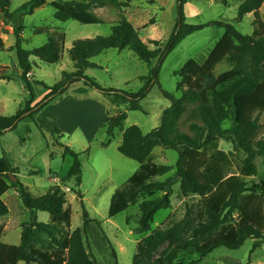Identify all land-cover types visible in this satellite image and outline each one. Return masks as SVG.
Listing matches in <instances>:
<instances>
[{
  "label": "trees",
  "instance_id": "obj_1",
  "mask_svg": "<svg viewBox=\"0 0 264 264\" xmlns=\"http://www.w3.org/2000/svg\"><path fill=\"white\" fill-rule=\"evenodd\" d=\"M131 1L128 0V3ZM232 1L241 2L238 22H242L247 15H254L256 31L253 36L243 35L234 25L222 21L189 25L184 14L187 0H179L180 20L165 47H161L160 41L151 40L156 47L151 49L135 26L123 20L112 27L108 37L75 41L69 51L75 71L63 72L61 81L53 87H46L48 93L40 103L34 105L35 99L32 98L25 109L15 116H0L2 137L17 129L20 122H35L41 111L61 99L79 82H84L86 87L77 89L75 93L78 95H87L89 89H96L118 108L126 106L127 111H143L141 101L147 98L153 81L158 82L160 67L183 41L207 27L222 28L227 32L233 40L228 52L233 70L218 77L203 62L189 60L176 73L181 97L176 98L162 91L172 105L164 112L161 126L148 134H144L138 126H132L123 133L119 151L126 158L136 161L139 169L114 193L109 218L139 206L141 217L136 232L144 236L137 244L134 264H184L183 255L194 253L204 259L222 247L239 250L248 239L255 241L253 254L264 244V182L249 184L245 180L258 175L256 159L264 156L261 125L255 116L264 114V21L260 15L264 0L221 2L229 6ZM47 4L56 10L58 21L74 20L84 25L102 22L95 9L109 6L123 9L128 6L120 0H33L11 13L12 1L0 0V13L4 15L6 24H10L17 16L33 15L35 10ZM24 30L21 22L15 29L16 44L8 50L17 52L19 78L32 94L30 75L34 64L31 58L36 57L50 65L58 64L66 49V34L58 29L51 32L48 27L37 28L34 34H49L48 42L41 48L26 50L23 47ZM111 49L131 51L148 65L159 61L158 68L152 70V78L138 93L105 90L86 76L87 70L95 66L91 60ZM5 50V42L0 38V51ZM210 59L211 65L216 58ZM2 80L11 81L13 77L0 75ZM127 111H119L108 119L105 146L111 144L117 130L123 129L128 119ZM184 122L188 123L189 132L181 129ZM227 123H231L229 128H225ZM56 133L61 136L59 129ZM221 141L231 143L233 151L221 150ZM159 147L178 153L179 195L184 200L192 198L198 199V202L187 205L182 220L171 215L162 227L152 230L156 214L169 209L172 203L169 193H166L168 183L156 181L174 169L153 162L154 151ZM64 155L73 157L74 165L63 182L73 179L79 188L83 183L80 155L70 147L65 148ZM10 174L17 177L18 169L11 165L7 157H3L0 159V217L9 214V207L2 197L8 191L17 189L31 219L23 226L20 245L9 246L0 242V264H96L84 244L85 232L94 220L86 210L83 194L74 190L82 200L84 226L70 234L71 210L61 188L54 187L45 195L36 197L18 177L13 182ZM160 192L166 194L158 197ZM39 212L48 213L50 223L39 222ZM2 233L0 229V238ZM163 247L166 248L161 251ZM221 261L240 264L230 257H222Z\"/></svg>",
  "mask_w": 264,
  "mask_h": 264
},
{
  "label": "rangeland",
  "instance_id": "obj_2",
  "mask_svg": "<svg viewBox=\"0 0 264 264\" xmlns=\"http://www.w3.org/2000/svg\"><path fill=\"white\" fill-rule=\"evenodd\" d=\"M11 1L10 10L15 13L33 0ZM120 1L128 6L123 9L112 6L95 9V14L102 20L96 25H84L74 20L60 22L55 18L56 10L50 4L35 10L33 15L17 16L10 24H6L4 15L0 13V38L4 40L6 48L5 51H0V75L13 77L11 81H0V116H15L25 109L32 98L35 99L34 105L40 103L48 93L46 87H53L61 81L63 72L75 71L69 55L74 42L108 37L112 33V27L123 20L135 26L142 40L151 49L156 48L151 40L160 41L161 47L167 45L180 20L179 0H132L130 3L128 0ZM221 1L187 0L184 6L186 23L206 25L222 21L234 25L243 35L253 36L256 31L254 15H247L242 22H238L241 2L232 1L229 6H225ZM260 15L264 21V5ZM21 22L25 27L22 36L26 50L41 48L48 42L49 34H34L37 28L48 27L51 32L58 29L66 34V49L58 64L50 65L36 57L31 58L34 64L30 75L32 94L25 82L19 78L17 52L8 50L16 44L15 29H18ZM232 44L233 40L227 32L217 27H207L189 36L160 67L158 82L153 81L150 93L141 101L143 111H127L126 106L118 108L96 89H89L87 95H78L75 91L85 88L86 85L84 82L76 83L66 95L41 111L35 122H20L17 129L0 137V159H9L11 165L18 169V179L36 197L45 195L50 189L57 188V185L62 186L58 188L65 194L67 207L71 210L70 234L84 226L82 200L74 190L82 193L86 210L94 220L84 236V244L92 260L96 264H134L137 244L144 236L136 232L141 217L139 206L109 218L114 193L139 169L136 161L126 158L119 151L123 133L132 126H138L144 134H148L161 126L164 112L172 105L162 91L176 98L181 97L176 73L189 60L203 62L218 77L233 70L228 54ZM210 57L216 58L211 65ZM91 62L95 66L87 70L88 78L95 80L105 90L128 93L141 91L148 79L152 78V70L158 68L159 64L155 60L148 65L131 51L115 49L93 58ZM119 111H127L128 119L123 129L116 131L111 144L105 146L104 143L108 140L106 123ZM255 116L259 118L261 125L260 138L264 139V114ZM230 126L231 123L225 124V128ZM56 129L61 131V136L56 133ZM181 129L189 132L188 123L184 122ZM66 147L80 155L83 183L79 188L75 186L73 179L63 182V178L74 165V158L64 155ZM220 149L232 152L233 145L221 141ZM178 159L179 155L174 150L159 147L154 151L155 164L171 166L174 169L166 176L156 179L157 182L168 183L166 193H169L172 203L169 209L156 214L152 230L162 227L171 215L182 220L187 205L198 202V199L192 198L184 200L179 195L180 183L176 169ZM256 167L258 175L245 179L249 184L264 182V156L256 159ZM236 168L235 166L234 170ZM54 179L58 180L57 185L53 182ZM166 193L160 192L158 197ZM2 199L9 207V214L0 217V229L3 231L0 242L18 246L21 243L23 226L30 221L31 214L25 208L19 190L8 191ZM38 221L48 224L51 216L39 212ZM254 243L253 239H248L239 250L222 247L204 259L194 253L183 255L182 258L184 264H225L221 261L222 257L233 258L240 264H264V244L251 254Z\"/></svg>",
  "mask_w": 264,
  "mask_h": 264
},
{
  "label": "water",
  "instance_id": "obj_3",
  "mask_svg": "<svg viewBox=\"0 0 264 264\" xmlns=\"http://www.w3.org/2000/svg\"><path fill=\"white\" fill-rule=\"evenodd\" d=\"M10 177L12 178L13 182L17 181V177L13 176L12 174H10Z\"/></svg>",
  "mask_w": 264,
  "mask_h": 264
},
{
  "label": "built area",
  "instance_id": "obj_4",
  "mask_svg": "<svg viewBox=\"0 0 264 264\" xmlns=\"http://www.w3.org/2000/svg\"><path fill=\"white\" fill-rule=\"evenodd\" d=\"M53 182L56 184V183H58V180L57 179H54ZM57 187H62V186L57 185Z\"/></svg>",
  "mask_w": 264,
  "mask_h": 264
}]
</instances>
